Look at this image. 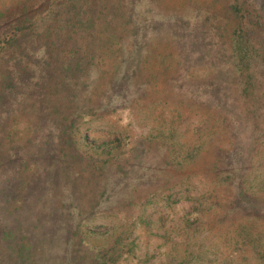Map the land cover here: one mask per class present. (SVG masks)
<instances>
[{
    "label": "rangeland",
    "instance_id": "rangeland-1",
    "mask_svg": "<svg viewBox=\"0 0 264 264\" xmlns=\"http://www.w3.org/2000/svg\"><path fill=\"white\" fill-rule=\"evenodd\" d=\"M77 1L80 4L73 9V0H19L10 5L11 0H0V35L30 22L34 32L52 26L64 34V19L70 12L73 27H67V33L92 32L94 38L87 39L99 51L96 34L103 35L99 28L104 22L98 16H112L119 53L134 49L133 58L139 59L135 70L133 66L123 73L134 78L132 86L121 89L135 98L121 93V101H110L111 91L117 89L107 90L100 102L104 116L90 122L86 133L93 142L119 138L118 154L108 156L107 162L100 151L76 156L64 181L65 173L57 164L50 183L45 182L41 165L27 174L31 176L24 189L25 204L18 208L17 217H8L10 221L18 218V223H12L16 232L7 237L8 245H0V254L9 252L11 258L18 251L13 244L20 240V264H69L71 260L72 264H264V214L258 213L264 209V114L255 110L242 117L237 100L233 119L221 121L215 130L216 124L211 123L215 117L207 113L215 114L214 106L210 100L203 101L204 82L199 77L206 62L203 54H197L228 41L233 25L230 5L237 2L253 10L252 16L264 10V0ZM116 8L124 20L113 15ZM147 14L151 23L144 26L140 19ZM245 22L264 41L262 29L256 28L263 21L254 24L246 18ZM149 28L157 34L151 40L146 38ZM30 41L18 37L4 44L1 76L22 74L30 96L24 102L14 96L2 100L0 130L15 107L20 108L21 118L16 120L23 126L21 120L32 104H41L43 94L51 91L52 65L44 74L47 81L33 78L41 68L32 63L40 61L38 45L42 43ZM177 48L183 60L179 61ZM145 51L149 52L146 58ZM108 61L95 59L92 66L78 72L80 78L88 85L89 77L101 73L108 77L113 73L105 64ZM210 89L214 100L221 98V91L211 85ZM202 114H208L209 123L202 122ZM7 142L0 133V143ZM211 162H217L218 168H210ZM98 163L104 164L100 171L94 170L93 164ZM9 165L0 167V182L10 174ZM227 170L238 180L233 186L244 195L241 204L232 197V185L221 184ZM77 215L85 217L87 224L76 227ZM76 228L86 235L90 252L73 240Z\"/></svg>",
    "mask_w": 264,
    "mask_h": 264
},
{
    "label": "trees",
    "instance_id": "trees-1",
    "mask_svg": "<svg viewBox=\"0 0 264 264\" xmlns=\"http://www.w3.org/2000/svg\"><path fill=\"white\" fill-rule=\"evenodd\" d=\"M15 1L19 2V0H11L8 5ZM79 4L80 2L73 0L70 5L74 9ZM92 5L94 4H89V6ZM230 9L233 25L227 32L228 41L221 46L215 44L197 52L199 57L203 54L202 56L206 62L202 66L204 72L199 74V77L200 80L201 78L203 79L204 83L209 82L206 85L207 90L203 89L204 83H202L203 92H201L205 103L208 100L213 103L215 114L211 111H207V113L215 117L216 123L215 121L211 122L213 125L216 124L215 130L222 126L220 124L221 121L225 123L233 119L232 108L237 100H240L239 102L241 103L239 105L242 117L244 112L249 114L250 111L255 110L259 111V115L264 114V41L260 42L261 34L255 32L252 26H248L245 22L246 18L249 22L253 21L254 24H261L263 21V24L256 26V28L262 29L264 34V10H260V13L254 11L251 16L253 10H247L237 2L230 5ZM119 10L120 8H116L113 15L123 19L124 15ZM260 16H262L263 20L259 19ZM71 17L72 14L70 12L69 14L66 13L64 19L66 26H64V30L66 33L64 34L59 31L56 33L57 30L52 26L51 28L45 27L42 31L34 32L33 28H31L32 22H30L25 25H14V29L10 34L4 33L0 35V61L4 44L15 42L18 37H21L25 41L30 38V42L35 45H38V42L42 43V45H38L41 47V51H39L41 62L37 59L36 63H32V65L41 66V68H39L37 75L33 78L42 77L47 81L48 79L44 74H47V67L52 65L50 79L52 87H49L51 91L43 94L40 100L41 104H32L31 108L26 112L27 117L21 120V123L24 124L21 127L18 125L19 121L16 120L18 117L21 118V112L18 110L20 108L15 107L8 121L3 120L6 124L4 123L0 130L1 137L6 136L8 141L5 145L0 143V167L10 163L8 168L10 174H6L0 182V245L3 243L8 245L7 237L16 232L13 230L14 224L12 223H18V218L10 221L8 217H17L18 208L25 204L24 194H27V192L24 189L29 184L28 178L31 176L27 174L35 172L37 166L41 165L44 168L43 171L47 175L45 182L50 183L53 179V169H55V164H57L61 172L65 173L64 181L65 179L67 180L72 171V164L77 162L76 156L83 158L86 153H97L100 151L107 157L105 159V162H107L110 159L108 156L114 157L118 154L115 150L120 147L119 138L110 143L106 141L93 142L87 138L86 129L90 122L95 121V119H101L104 116L100 112L103 110L100 102L104 101L105 95L103 94L107 90L117 89L116 91H111L110 101L113 99L121 101V97H123L121 93L128 95L132 99L135 98L132 97L133 93L121 89H128L132 86L134 78L128 77L127 74L123 73L133 66L135 70V62L139 59L133 58L134 49H131L125 55L119 53V48H121L118 42L119 35L115 31L116 27L111 24L114 19L109 13L106 15L100 13L98 16L104 22L103 28H99V31H103V35L98 36L96 34L98 39V45H96L102 49L99 51L98 48L97 51L95 50L94 41L87 39V36L91 39L94 38L92 32L85 31L78 35L79 31L73 30L72 33H67V27H73ZM140 20L145 22L144 26L151 23V18L148 14L147 16L144 15ZM114 22L117 23L116 21ZM167 29H169L170 37L172 28ZM28 30L29 34L26 32ZM155 36H157L156 31L149 28L146 38L149 37L148 40H151ZM48 50L49 53H47ZM147 52H144L145 58L149 54ZM177 52L176 55H178L179 61L183 60V55L182 52H179V48H177ZM137 53L140 54L139 50ZM170 53L171 51L168 52V54ZM48 55L50 56L49 59L44 60ZM95 59L98 61H108L109 59L105 64L108 68H111L113 73L108 77L105 73L89 77L90 83L87 85L85 80L80 78L78 72L83 71L85 67L89 68L92 66ZM119 65H121V69H118ZM29 67L31 66L27 65V68ZM99 67L102 69L100 65ZM139 68L138 66L137 74H139ZM1 75L0 72V110L2 108V100H5L4 98L7 96L16 97L18 102H24L25 97L30 96L29 90H27L28 83L24 82L22 74ZM138 81L140 82L139 79ZM122 83L124 84L121 85ZM226 84L234 85L227 87V89L223 88ZM210 85L213 90L222 92L221 98L218 97V100H214ZM52 94L54 95L53 97ZM208 114H202L201 116L202 122L206 121V124L209 123L207 120ZM5 119H7V116H5ZM261 132H264V128ZM93 165L94 170L97 171L104 167L102 163ZM213 165L210 168H218L217 162H214ZM227 172L228 170L225 171L221 179L224 182L221 184L225 187L232 185L234 196L231 195L241 204L239 199L245 201L244 195L240 189H236L233 186L234 182L238 180L232 179L231 174ZM228 191L231 190L228 189ZM48 195L46 194L45 197ZM237 195H240V197L236 198ZM258 213L264 214V209ZM84 222L86 225L85 217L75 216L76 227L80 228ZM79 228L73 230L72 238L74 241H78L80 245L87 246L90 252L91 245L87 244L86 235ZM79 233L81 234L79 235ZM13 247L18 250L15 255L8 258L9 252L4 255L0 254V264H7L8 261L20 264L23 259L21 257V241L18 240L17 243L13 244ZM68 263L72 264V260Z\"/></svg>",
    "mask_w": 264,
    "mask_h": 264
}]
</instances>
